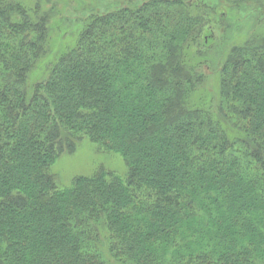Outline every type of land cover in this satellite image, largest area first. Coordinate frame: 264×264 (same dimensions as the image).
<instances>
[{"label":"trees","instance_id":"trees-1","mask_svg":"<svg viewBox=\"0 0 264 264\" xmlns=\"http://www.w3.org/2000/svg\"><path fill=\"white\" fill-rule=\"evenodd\" d=\"M51 2L0 0V264H264V34L212 97L214 0L91 13L56 54ZM84 138L126 170L61 187Z\"/></svg>","mask_w":264,"mask_h":264},{"label":"rangeland","instance_id":"rangeland-1","mask_svg":"<svg viewBox=\"0 0 264 264\" xmlns=\"http://www.w3.org/2000/svg\"><path fill=\"white\" fill-rule=\"evenodd\" d=\"M24 1L29 5L34 3V0ZM144 1L146 0H52L48 5L45 4V10H54L50 21L54 54L61 47L74 44L83 19L91 13L106 12L122 6H138ZM213 3L217 6V11L211 14L213 32L207 34L209 43L200 45L201 56L206 61L203 64V71L207 76L206 89L212 97L216 94L218 71L228 48L252 34H264V0L250 1L239 7H234L226 0H214ZM54 54L51 58H54ZM34 76L37 73H33L32 78ZM100 164L118 173L126 170L124 159L119 154L101 151L90 139L84 138L74 153H65L58 159L53 171L59 185L67 187L75 176L89 175Z\"/></svg>","mask_w":264,"mask_h":264}]
</instances>
